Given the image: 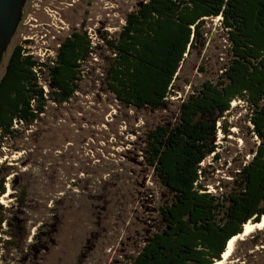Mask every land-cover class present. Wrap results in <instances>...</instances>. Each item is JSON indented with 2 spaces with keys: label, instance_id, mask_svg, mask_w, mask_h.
I'll use <instances>...</instances> for the list:
<instances>
[{
  "label": "rangeland",
  "instance_id": "374dc122",
  "mask_svg": "<svg viewBox=\"0 0 264 264\" xmlns=\"http://www.w3.org/2000/svg\"><path fill=\"white\" fill-rule=\"evenodd\" d=\"M147 0H32L24 29L10 50L25 45L42 61L73 30L86 31L93 47L79 90L68 103L49 102L43 119L22 129L0 155V181L9 211L5 234L24 225L27 239L15 249L0 247V264H129L148 238L163 229L159 207L173 195L146 164V133L178 121L181 99L192 87L213 80L227 61V43L218 18L206 20V45L187 58L175 94L160 109L135 108L106 90L111 52L100 35L117 33L126 16ZM57 41V42H56ZM41 84L46 91V77ZM228 133L217 132V158L208 156L201 183L212 194L228 191L235 172L249 161L257 138L249 130L242 102L226 113ZM24 192V204L21 196ZM255 244V241H257ZM264 264V226L238 239L223 264Z\"/></svg>",
  "mask_w": 264,
  "mask_h": 264
},
{
  "label": "trees",
  "instance_id": "16d2710c",
  "mask_svg": "<svg viewBox=\"0 0 264 264\" xmlns=\"http://www.w3.org/2000/svg\"><path fill=\"white\" fill-rule=\"evenodd\" d=\"M217 17L228 46L221 72L184 95L176 124L146 133V164L173 197L159 207L163 229L148 238L129 264H214L247 222L264 216V0L143 2L117 33L98 37L111 52L104 84L127 106L162 108L175 94L186 58L204 49L206 20ZM91 43L86 31L76 29L48 61L33 56L25 45L10 50L0 76V155L7 141L43 119L49 102H70L84 76L83 62L93 51ZM235 100L242 102L257 144L228 191L216 195L201 183L206 173L202 163L211 154L217 158V124L228 133L226 113ZM5 193L3 178L0 197ZM9 211L0 203V247L7 250L28 236L19 224L4 237Z\"/></svg>",
  "mask_w": 264,
  "mask_h": 264
},
{
  "label": "water",
  "instance_id": "95a60500",
  "mask_svg": "<svg viewBox=\"0 0 264 264\" xmlns=\"http://www.w3.org/2000/svg\"><path fill=\"white\" fill-rule=\"evenodd\" d=\"M25 1L0 0V62L21 21Z\"/></svg>",
  "mask_w": 264,
  "mask_h": 264
},
{
  "label": "bare ground",
  "instance_id": "6f19581e",
  "mask_svg": "<svg viewBox=\"0 0 264 264\" xmlns=\"http://www.w3.org/2000/svg\"><path fill=\"white\" fill-rule=\"evenodd\" d=\"M9 191L6 192L7 195ZM264 226V216L262 217L261 221L257 224L253 222H247L243 227V232L239 235L233 236L227 243L226 249L222 254L221 260L215 261L214 264H223L233 253L235 248V243L238 239H242L245 236H248L252 233L255 229H260Z\"/></svg>",
  "mask_w": 264,
  "mask_h": 264
},
{
  "label": "flooded vegetation",
  "instance_id": "af4514ba",
  "mask_svg": "<svg viewBox=\"0 0 264 264\" xmlns=\"http://www.w3.org/2000/svg\"><path fill=\"white\" fill-rule=\"evenodd\" d=\"M31 2H32V0H26V1H25V4H24V6H23L22 18H21V21H20V23H19V25H18V27H17V29H16L15 34L13 35V37H15L16 35L20 34L21 31L25 28V27H24V25H25V19H26L27 15L30 13ZM78 30L81 31L80 29H78ZM67 36H69V34L66 35V36H65L63 39H61L59 42L56 41V42H57V43H56V44H57V45H56V48L59 47L61 41L64 40ZM24 41H26V44H25V45H27V44H28V45L31 44V40H29L28 38H25ZM85 62H86V61H85Z\"/></svg>",
  "mask_w": 264,
  "mask_h": 264
},
{
  "label": "built area",
  "instance_id": "2783aa9c",
  "mask_svg": "<svg viewBox=\"0 0 264 264\" xmlns=\"http://www.w3.org/2000/svg\"><path fill=\"white\" fill-rule=\"evenodd\" d=\"M218 18V20L220 19V17H217ZM46 91V90H45ZM220 123L218 122V124H217V127H218V133H220L221 132V130H220ZM15 127H18V125L16 124L15 125Z\"/></svg>",
  "mask_w": 264,
  "mask_h": 264
}]
</instances>
